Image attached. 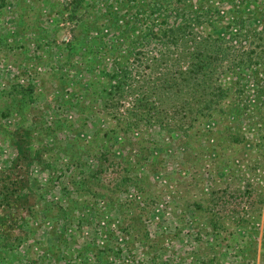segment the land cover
Returning <instances> with one entry per match:
<instances>
[{
	"label": "rangeland",
	"instance_id": "1",
	"mask_svg": "<svg viewBox=\"0 0 264 264\" xmlns=\"http://www.w3.org/2000/svg\"><path fill=\"white\" fill-rule=\"evenodd\" d=\"M175 6L205 16L167 52ZM240 25L264 0H0V264H264V41ZM206 35L252 63L217 62L192 114V80L159 77Z\"/></svg>",
	"mask_w": 264,
	"mask_h": 264
},
{
	"label": "trees",
	"instance_id": "2",
	"mask_svg": "<svg viewBox=\"0 0 264 264\" xmlns=\"http://www.w3.org/2000/svg\"><path fill=\"white\" fill-rule=\"evenodd\" d=\"M164 9L168 10L167 12L164 11ZM162 15L168 16L171 15V10L167 7H164ZM167 13V14H166ZM175 16H182V21L184 25H180V23H177L176 27L170 28V33L167 36L168 39V51L170 52L173 48H178V43L181 41H184L188 39L189 36L195 37V33L191 30L193 22H196L197 18L199 16H205V14H199V15H190L189 11H186L182 7L175 6ZM240 30L245 29L244 33L252 32V36L255 38H258L259 42H256L254 46H262V41H264V30H257V27H245V26H239ZM183 29V30H181ZM180 32V33H179ZM193 32V33H192ZM210 34V33H209ZM242 34V33H241ZM247 34V36H248ZM252 37L251 40L254 39ZM189 40V39H188ZM226 40L221 37H211L209 35L200 37V41L195 44V47L198 49H193L192 56L195 57V59H191L189 61L188 73L190 74L187 78V75H183L181 78L178 76L170 77V76H164L159 77V85L163 88L166 86L168 89L171 88L172 85L176 86L180 83V81L184 82L183 80H192V84L195 86V88L200 90V95L198 93L197 96L202 97L201 104L192 111V114H195V112L200 111L199 109H203L204 107H212L215 105V103L219 100V98L224 94L226 88L222 86L220 82H218V76H214V73L217 71L218 63L221 62L222 58H226L228 56V60L231 65H234V67H237V69H240L242 67L243 63H252L251 57L248 55H251L249 53H252V51H245L243 53H239L240 55H234L233 57L230 56V52H232V46L227 44L225 42ZM171 48V49H170ZM255 48V47H254ZM253 50H256L254 49ZM257 55H260L256 52ZM162 55V54H161ZM229 66V65H228ZM158 78V77H157ZM180 80V81H179ZM196 91H193V93ZM192 93V94H193ZM194 95V96H195ZM154 105V103H153ZM153 105L149 107H154ZM178 107V113H182L183 117L188 116L191 114H188L187 108H185L183 103H179L177 105ZM192 110V107H190ZM155 109H153L154 111Z\"/></svg>",
	"mask_w": 264,
	"mask_h": 264
}]
</instances>
